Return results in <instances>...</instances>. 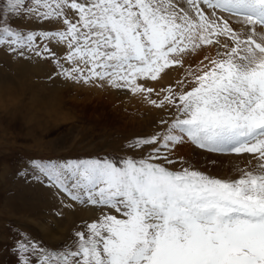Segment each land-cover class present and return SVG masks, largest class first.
<instances>
[{
  "label": "snow or ice",
  "instance_id": "snow-or-ice-1",
  "mask_svg": "<svg viewBox=\"0 0 264 264\" xmlns=\"http://www.w3.org/2000/svg\"><path fill=\"white\" fill-rule=\"evenodd\" d=\"M0 50V81L37 73L160 113L124 157L25 160L14 179L44 218L6 224L0 255L264 264V0H0ZM78 209L96 218L55 243V221Z\"/></svg>",
  "mask_w": 264,
  "mask_h": 264
},
{
  "label": "rangeland",
  "instance_id": "rangeland-1",
  "mask_svg": "<svg viewBox=\"0 0 264 264\" xmlns=\"http://www.w3.org/2000/svg\"><path fill=\"white\" fill-rule=\"evenodd\" d=\"M8 61L9 57L0 50V63ZM36 75L21 72L19 79L30 84ZM40 82L57 88L61 94V99L48 106L45 118L30 121L25 109L13 120L0 121V236L7 234L6 224L30 223L29 217L33 216L44 218V206L26 203L31 193L22 182L14 179L25 160L124 157L129 154L124 150L125 143L149 135L160 117L158 110L143 104L138 97L117 90L68 82L57 85ZM130 154L134 158L142 155L139 152ZM180 154L186 158L191 155L187 148ZM96 215L94 210L78 209L66 220L55 221L58 231L54 242L62 243L79 222L91 221ZM53 222L49 220L50 225ZM12 261L6 253L0 255V264H12Z\"/></svg>",
  "mask_w": 264,
  "mask_h": 264
},
{
  "label": "clouds",
  "instance_id": "clouds-1",
  "mask_svg": "<svg viewBox=\"0 0 264 264\" xmlns=\"http://www.w3.org/2000/svg\"><path fill=\"white\" fill-rule=\"evenodd\" d=\"M59 99L57 88L47 87L35 78L30 84L21 79L15 85L0 81V121L13 120L25 109L30 121H39L48 115V106Z\"/></svg>",
  "mask_w": 264,
  "mask_h": 264
}]
</instances>
